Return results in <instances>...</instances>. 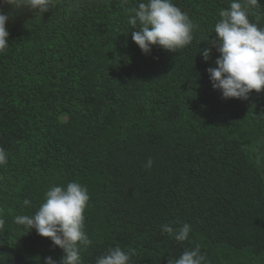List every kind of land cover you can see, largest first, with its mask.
<instances>
[{
  "label": "trees",
  "instance_id": "1",
  "mask_svg": "<svg viewBox=\"0 0 264 264\" xmlns=\"http://www.w3.org/2000/svg\"><path fill=\"white\" fill-rule=\"evenodd\" d=\"M139 2L58 0L39 15L5 6L0 264L59 262L62 249L14 218L73 181L90 196L83 264L117 245L135 249L130 264H168L197 244L208 264H264V91L222 99L207 71L219 53L199 54L230 0H173L196 25L193 40L148 55L127 23ZM249 19L264 27V0ZM184 222L189 241L161 230Z\"/></svg>",
  "mask_w": 264,
  "mask_h": 264
},
{
  "label": "clouds",
  "instance_id": "2",
  "mask_svg": "<svg viewBox=\"0 0 264 264\" xmlns=\"http://www.w3.org/2000/svg\"><path fill=\"white\" fill-rule=\"evenodd\" d=\"M58 0H0V53L9 47L7 25L12 12L32 11L44 14L57 6ZM123 5L127 0H121ZM259 0H230L228 8L219 11L220 19L215 24V40L208 39L209 46L200 53L205 62L212 59L213 48L219 53L216 67H209V79L222 99L248 100L250 94L264 91V27L249 19V9L255 8ZM10 6L12 12H6ZM127 23L131 26V39L141 51L148 55L153 46L176 52L193 40L196 27L189 17L173 0H142L137 7L126 8ZM9 154L0 147V167L8 164ZM151 158L146 167L153 165ZM46 200L32 215H18L14 223L23 226L27 233L33 229L42 237L50 238L53 247L58 246L64 255L59 262L52 256L45 258L44 264H83L82 249L92 244L85 232V210L90 196L88 189L79 182H69L66 186H51ZM25 205L30 201L25 200ZM4 223L0 220V226ZM178 223V222H174ZM177 242L190 240L192 226L184 222L178 227L169 224L161 226ZM135 249L115 246L97 257L95 264H130ZM168 264H208L206 254L197 244L185 249L178 258H170Z\"/></svg>",
  "mask_w": 264,
  "mask_h": 264
}]
</instances>
